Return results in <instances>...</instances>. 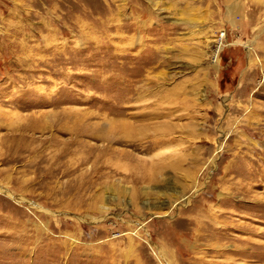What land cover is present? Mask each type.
<instances>
[{
	"label": "rangeland",
	"instance_id": "obj_1",
	"mask_svg": "<svg viewBox=\"0 0 264 264\" xmlns=\"http://www.w3.org/2000/svg\"><path fill=\"white\" fill-rule=\"evenodd\" d=\"M0 264H264V0H0Z\"/></svg>",
	"mask_w": 264,
	"mask_h": 264
}]
</instances>
